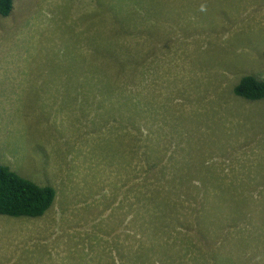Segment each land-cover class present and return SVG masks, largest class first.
Masks as SVG:
<instances>
[{
	"label": "rangeland",
	"instance_id": "1",
	"mask_svg": "<svg viewBox=\"0 0 264 264\" xmlns=\"http://www.w3.org/2000/svg\"><path fill=\"white\" fill-rule=\"evenodd\" d=\"M102 1L0 16V162L55 189L0 264H264V0Z\"/></svg>",
	"mask_w": 264,
	"mask_h": 264
},
{
	"label": "trees",
	"instance_id": "2",
	"mask_svg": "<svg viewBox=\"0 0 264 264\" xmlns=\"http://www.w3.org/2000/svg\"><path fill=\"white\" fill-rule=\"evenodd\" d=\"M105 0L102 1L104 4ZM110 9L115 16L117 11H127L128 1L109 0ZM133 2L135 0H132ZM13 8V0H0V16H8ZM113 17V16H112ZM129 14L119 15L114 18L118 24L127 23ZM127 21V22H126ZM127 29V28H125ZM121 31L119 28L117 32ZM105 47V45L103 46ZM116 45L111 48H101L102 57H111L115 54ZM264 57V50L262 52ZM123 66V64L121 65ZM232 92L235 96L246 100L264 98V77L257 78L251 74L242 75L233 85ZM7 165L0 163V214L11 217H40L52 205L55 198V189L48 184L40 185L23 177Z\"/></svg>",
	"mask_w": 264,
	"mask_h": 264
},
{
	"label": "clouds",
	"instance_id": "3",
	"mask_svg": "<svg viewBox=\"0 0 264 264\" xmlns=\"http://www.w3.org/2000/svg\"><path fill=\"white\" fill-rule=\"evenodd\" d=\"M1 163V162H0ZM1 164H4V165H7L10 169H12L13 171H15L12 167H11V165L9 164V163H1ZM16 172V171H15ZM41 185V184H40ZM45 185V184H44Z\"/></svg>",
	"mask_w": 264,
	"mask_h": 264
}]
</instances>
